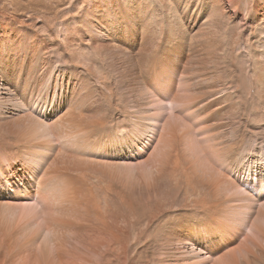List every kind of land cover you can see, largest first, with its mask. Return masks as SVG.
Instances as JSON below:
<instances>
[{"label": "rangeland", "instance_id": "374dc122", "mask_svg": "<svg viewBox=\"0 0 264 264\" xmlns=\"http://www.w3.org/2000/svg\"><path fill=\"white\" fill-rule=\"evenodd\" d=\"M0 264H264V0H0Z\"/></svg>", "mask_w": 264, "mask_h": 264}, {"label": "bare ground", "instance_id": "6f19581e", "mask_svg": "<svg viewBox=\"0 0 264 264\" xmlns=\"http://www.w3.org/2000/svg\"><path fill=\"white\" fill-rule=\"evenodd\" d=\"M173 130V129H172ZM62 171V170H61ZM46 176V175H45ZM101 177V176H100ZM55 179V178H54ZM188 179V178H187ZM59 180V179H58ZM58 183V182H57ZM66 184H64V186H65ZM69 187V186H68ZM155 188V187H154ZM175 187H173V189H174ZM157 189V188H156ZM168 189V188H167ZM171 189V188H170ZM172 189V190H173ZM71 191V190H70ZM175 192V191H174ZM66 195V194H65ZM151 195V194H150ZM164 195V197H165V194H163ZM67 196V195H66ZM149 196V195H148ZM167 196V195H166ZM149 197H151V196H149ZM161 198V197H160ZM148 199V198H147ZM159 199H157L156 201H158ZM165 200V199H164ZM150 201H152V200H150ZM161 201H162V199H160V202H158V203H161ZM155 202V201H154ZM144 207V206H143ZM16 219V218H15ZM25 221V220H24ZM17 223V222H16ZM15 223V224H16ZM19 223V222H18ZM21 224V223H20Z\"/></svg>", "mask_w": 264, "mask_h": 264}]
</instances>
